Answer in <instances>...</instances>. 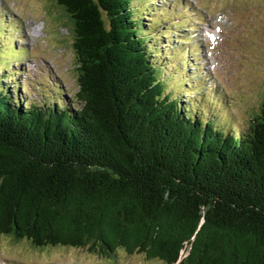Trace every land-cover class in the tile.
Here are the masks:
<instances>
[{
  "label": "trees",
  "instance_id": "1",
  "mask_svg": "<svg viewBox=\"0 0 264 264\" xmlns=\"http://www.w3.org/2000/svg\"><path fill=\"white\" fill-rule=\"evenodd\" d=\"M51 2L78 90L22 103L0 82V236L109 260L264 264V101L240 128L175 96L148 0Z\"/></svg>",
  "mask_w": 264,
  "mask_h": 264
},
{
  "label": "rangeland",
  "instance_id": "2",
  "mask_svg": "<svg viewBox=\"0 0 264 264\" xmlns=\"http://www.w3.org/2000/svg\"><path fill=\"white\" fill-rule=\"evenodd\" d=\"M153 2H158L160 6L149 4L143 12L147 14L145 22L150 25L146 27L150 28V33L158 35V42L153 45L159 46L160 52L155 57L158 59L157 65H162L166 74L171 75L169 90L176 88L175 96L179 95L187 105H193L204 118L211 117L213 113L220 120L245 127L264 101V0ZM51 4V0H0V17H3L2 8L6 7L18 21L12 35L19 40L16 46L12 42L13 45L3 43V40L0 42V48L4 52L9 51L6 55L0 53V77L7 76L1 87L14 91L16 98L19 94L22 103L72 101L78 90L70 35L65 28L58 27L64 23L62 20L55 23L59 13L57 10L53 17L56 10ZM134 5H138V2ZM173 23L179 25L173 26ZM5 25L0 24V29L7 32ZM185 30H191L190 37L194 39L184 42V52L190 44H200L202 47L197 49L194 57L196 63L199 60V68L195 65L192 73L182 69L180 62L184 60L176 55L177 50L164 48L174 40L179 41L180 36L184 35L182 41H185L188 37ZM4 35L9 39V33ZM161 35H165L166 39ZM59 37L63 39L62 42L58 41ZM22 47H26L25 52ZM21 54L25 56L21 57ZM202 54L206 57L207 65H204L203 59H199ZM184 55L191 62L193 57L186 53ZM180 78L188 80L189 86L180 85ZM20 86L23 88L20 89ZM212 94L217 95V101L211 100ZM185 255L186 252L183 253ZM0 264L164 263L150 261L139 253L128 255L123 250H119L110 260L84 249L57 247L37 250L27 241L14 243L0 236Z\"/></svg>",
  "mask_w": 264,
  "mask_h": 264
}]
</instances>
